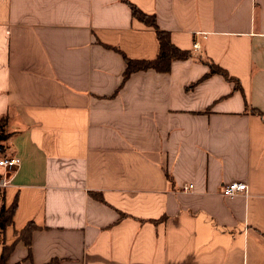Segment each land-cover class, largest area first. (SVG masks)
Listing matches in <instances>:
<instances>
[{"label": "crops", "instance_id": "1", "mask_svg": "<svg viewBox=\"0 0 264 264\" xmlns=\"http://www.w3.org/2000/svg\"><path fill=\"white\" fill-rule=\"evenodd\" d=\"M129 3L192 57L124 81L160 52ZM3 117L0 261L264 264V0H0Z\"/></svg>", "mask_w": 264, "mask_h": 264}, {"label": "trees", "instance_id": "2", "mask_svg": "<svg viewBox=\"0 0 264 264\" xmlns=\"http://www.w3.org/2000/svg\"><path fill=\"white\" fill-rule=\"evenodd\" d=\"M130 4L133 17L148 24L152 28L156 30L160 52L155 60L146 61V60H131L126 58V70L124 73V81L129 79V77L138 71L145 70H155L160 73H167L171 69V65L174 61L177 60H187L192 57V53L190 51H184L177 48L171 41V36L168 32L161 31L158 28L156 20L152 16H148L143 13L140 9H138L135 5ZM212 74H220L224 76L227 80L235 82L236 80L232 78L224 69L219 67L218 65H210ZM7 122V118H0V140L5 141L9 138L8 135H5V125ZM3 148V145H0V149ZM2 177L0 176V184ZM5 190L0 186V242L4 241V235L6 230L13 226L14 224V215L17 208V204L14 203L11 206H6L5 202ZM35 229L33 224H29L22 232L20 239L22 238L26 244L30 245V237L32 231ZM11 252V247L5 246L0 264H7L6 257ZM51 264H61L60 261H54Z\"/></svg>", "mask_w": 264, "mask_h": 264}, {"label": "built area", "instance_id": "3", "mask_svg": "<svg viewBox=\"0 0 264 264\" xmlns=\"http://www.w3.org/2000/svg\"><path fill=\"white\" fill-rule=\"evenodd\" d=\"M200 48L198 43L194 44V49L198 50ZM19 160L17 158H4L0 159V167L6 168L10 172L8 178L6 179V182L3 183V185H6L7 181L11 177V173L15 171V169L19 166ZM182 190L184 192H192L194 191V185L193 184H187L184 185ZM248 190V186L246 183H240V182H232L229 184H226L223 186L221 195L224 197H235L238 195H246Z\"/></svg>", "mask_w": 264, "mask_h": 264}, {"label": "rangeland", "instance_id": "4", "mask_svg": "<svg viewBox=\"0 0 264 264\" xmlns=\"http://www.w3.org/2000/svg\"><path fill=\"white\" fill-rule=\"evenodd\" d=\"M5 150V149H4ZM0 186H1V188H3L4 189V185L3 184H0Z\"/></svg>", "mask_w": 264, "mask_h": 264}]
</instances>
